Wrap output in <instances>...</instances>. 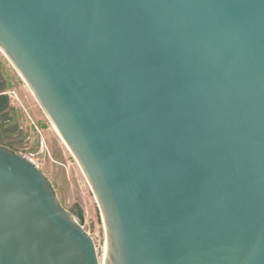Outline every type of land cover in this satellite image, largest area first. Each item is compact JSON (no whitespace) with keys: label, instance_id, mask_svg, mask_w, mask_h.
<instances>
[{"label":"water","instance_id":"1","mask_svg":"<svg viewBox=\"0 0 264 264\" xmlns=\"http://www.w3.org/2000/svg\"><path fill=\"white\" fill-rule=\"evenodd\" d=\"M0 51L90 186L102 264H264V0H0ZM0 264H100L3 147Z\"/></svg>","mask_w":264,"mask_h":264},{"label":"rangeland","instance_id":"2","mask_svg":"<svg viewBox=\"0 0 264 264\" xmlns=\"http://www.w3.org/2000/svg\"><path fill=\"white\" fill-rule=\"evenodd\" d=\"M0 70L3 74L0 79L6 83L0 92L14 90L21 103L9 99L7 109L0 114V147L25 157L44 173L64 210L74 215L76 206L81 209V225L93 239L99 257L105 241L104 225L86 178L1 53Z\"/></svg>","mask_w":264,"mask_h":264},{"label":"bare ground","instance_id":"3","mask_svg":"<svg viewBox=\"0 0 264 264\" xmlns=\"http://www.w3.org/2000/svg\"><path fill=\"white\" fill-rule=\"evenodd\" d=\"M1 52V51H0ZM2 54V52H1ZM3 55V54H2ZM4 56V55H3ZM5 57V56H4ZM6 59V57H5ZM7 60V59H6ZM8 61V60H7ZM9 63V61H8ZM10 64V63H9ZM11 65V64H10ZM11 67L13 68V66L11 65ZM14 69V68H13ZM15 70V69H14ZM16 72V70H15ZM17 73V72H16ZM17 75L19 76V74L17 73ZM19 78L22 80V82L25 84V86L28 88L32 98L34 99V101L37 103V105L39 106V108L41 109V111L44 113L43 109L41 108L40 104L38 103V101L36 100L34 94L32 93V91L29 89V87L26 85V83L23 81V79L19 76ZM44 115L46 116V114L44 113ZM46 118L48 119V117L46 116ZM48 121L50 122V120L48 119ZM51 124V127L53 129V131L55 132L56 136L59 138V140L62 142V144L64 145V147L66 148V150L71 154V152L69 151V149L67 148L66 144L63 142V140L61 139V137L59 136L58 132L56 131L55 127L53 126V124L50 122ZM72 156V154H71ZM103 247L101 248V253L99 254V257H98V260H99V263L102 264L103 263V258H104V253H105V248H106V239L103 243Z\"/></svg>","mask_w":264,"mask_h":264},{"label":"trees","instance_id":"4","mask_svg":"<svg viewBox=\"0 0 264 264\" xmlns=\"http://www.w3.org/2000/svg\"><path fill=\"white\" fill-rule=\"evenodd\" d=\"M7 107H8V100L4 97L0 102V114H2L7 109ZM74 215L76 216L80 224H82L83 215L81 209L78 206L75 207Z\"/></svg>","mask_w":264,"mask_h":264},{"label":"built area","instance_id":"5","mask_svg":"<svg viewBox=\"0 0 264 264\" xmlns=\"http://www.w3.org/2000/svg\"><path fill=\"white\" fill-rule=\"evenodd\" d=\"M0 96H3V97H6L8 100L11 99V100H15L17 101L19 104L20 101L17 97V94L14 90H7V91H4V92H0Z\"/></svg>","mask_w":264,"mask_h":264},{"label":"flooded vegetation","instance_id":"6","mask_svg":"<svg viewBox=\"0 0 264 264\" xmlns=\"http://www.w3.org/2000/svg\"><path fill=\"white\" fill-rule=\"evenodd\" d=\"M1 53V52H0ZM5 58V57H4ZM1 77H3V74H2V71L0 70V78ZM3 84V85H2ZM4 89L5 88V83H4V81L3 80H1L0 79V90L1 89ZM4 97L2 96L1 98H0V102L2 101V99H3ZM6 98V97H5ZM7 99V98H6ZM8 100V99H7ZM1 138H2V136L0 135V141H1Z\"/></svg>","mask_w":264,"mask_h":264},{"label":"crops","instance_id":"7","mask_svg":"<svg viewBox=\"0 0 264 264\" xmlns=\"http://www.w3.org/2000/svg\"><path fill=\"white\" fill-rule=\"evenodd\" d=\"M3 78V77H2ZM4 81V80H3ZM4 83H5V81H4ZM5 87H6V83H5Z\"/></svg>","mask_w":264,"mask_h":264}]
</instances>
